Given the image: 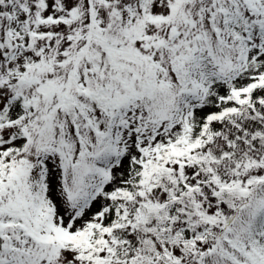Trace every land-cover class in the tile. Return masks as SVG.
Wrapping results in <instances>:
<instances>
[{"label": "snow or ice", "instance_id": "6c2138e0", "mask_svg": "<svg viewBox=\"0 0 264 264\" xmlns=\"http://www.w3.org/2000/svg\"><path fill=\"white\" fill-rule=\"evenodd\" d=\"M0 264H264V0H0Z\"/></svg>", "mask_w": 264, "mask_h": 264}]
</instances>
